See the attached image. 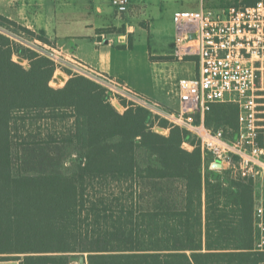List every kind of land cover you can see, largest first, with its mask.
Returning a JSON list of instances; mask_svg holds the SVG:
<instances>
[{"label":"trees","instance_id":"obj_1","mask_svg":"<svg viewBox=\"0 0 264 264\" xmlns=\"http://www.w3.org/2000/svg\"><path fill=\"white\" fill-rule=\"evenodd\" d=\"M54 74L52 61L0 34V261L264 264L253 180L210 169L188 131L143 108L121 114L96 83L61 85ZM238 120L236 104L219 103L205 123L234 141Z\"/></svg>","mask_w":264,"mask_h":264},{"label":"built area","instance_id":"obj_2","mask_svg":"<svg viewBox=\"0 0 264 264\" xmlns=\"http://www.w3.org/2000/svg\"><path fill=\"white\" fill-rule=\"evenodd\" d=\"M111 5L120 16L133 9L132 0H111ZM173 23V57L178 61L197 59L198 64L195 77L178 82L177 110L154 102L124 81L81 62L63 47L16 30L1 20L0 34L12 45L52 61L55 79L63 73L84 77L105 90L108 102L116 110V105L124 112L143 108L157 123L166 121L169 127L193 134L203 154L213 159L210 169L231 171L234 176L253 180L256 186L264 183V146L260 144L264 138V1L245 7L202 6L198 10L176 11ZM219 103L238 106L237 140L231 141L223 131L206 126V115ZM216 162L222 168H214ZM255 204V250L264 252V198L256 196Z\"/></svg>","mask_w":264,"mask_h":264},{"label":"crops","instance_id":"obj_3","mask_svg":"<svg viewBox=\"0 0 264 264\" xmlns=\"http://www.w3.org/2000/svg\"><path fill=\"white\" fill-rule=\"evenodd\" d=\"M202 6L176 11L198 10ZM134 11L120 16L111 0H0V20L5 24L16 30H29L36 37L63 47L81 62L124 81L150 100L177 110L179 75L184 73L188 76L183 78H193L198 68L196 71L191 59L178 61L173 57L172 21L167 52L162 55L139 49L136 34L142 28H150V24ZM100 36L108 43L99 42ZM129 40L132 47L122 48ZM68 80H61V84ZM0 264L19 262L0 261Z\"/></svg>","mask_w":264,"mask_h":264},{"label":"rangeland","instance_id":"obj_4","mask_svg":"<svg viewBox=\"0 0 264 264\" xmlns=\"http://www.w3.org/2000/svg\"><path fill=\"white\" fill-rule=\"evenodd\" d=\"M243 3V0H239V5ZM133 9L138 13L140 19H145L150 24V28H142L136 34V45L139 49H147L153 53L162 54L167 52V42L169 36L172 34L173 16L176 9H195L201 4L206 8L221 9V6L217 0H132ZM134 11V12H135ZM141 21V20H139ZM172 21V22H171ZM171 22V23H170ZM175 30V29H174ZM19 58V57H18ZM18 63L17 59H14ZM26 61V60H25ZM193 66L198 68L197 59L189 60ZM186 64V63H185ZM25 68L29 67V62L20 64ZM180 65V63L178 64ZM190 66V65H188ZM192 66V65H191ZM190 66V67H191ZM192 66V67H193ZM65 80L69 79L68 74H60ZM180 78L187 77L186 74H180ZM56 74H54V78ZM60 79V78H59ZM57 82V81H56ZM61 84V83H59ZM65 84V82H64ZM61 84V85H64ZM119 113H124L122 110H117ZM44 126V123L41 124ZM66 125V124H65ZM59 124L55 126L56 131H60L65 126ZM46 127V126H44ZM47 128L42 130H46ZM169 131L166 130L165 136ZM258 188V189H257ZM111 192H116L111 189ZM259 196L260 199L264 198V183L255 184V197ZM85 258L87 254L84 255ZM71 264H79V261H72Z\"/></svg>","mask_w":264,"mask_h":264},{"label":"water","instance_id":"obj_5","mask_svg":"<svg viewBox=\"0 0 264 264\" xmlns=\"http://www.w3.org/2000/svg\"><path fill=\"white\" fill-rule=\"evenodd\" d=\"M99 42H104V43H108V41H103V38L100 36L98 38ZM19 64L25 63V60L23 58H16ZM57 78H60L62 81H65V78L63 76H57ZM116 107L119 110H122V107L120 105H116ZM195 118L198 119V114H195ZM155 132L161 135H164L166 133V130L161 128V127H157L155 129ZM214 168H222L221 164L219 162L213 163L212 165ZM79 264H86V258L84 255H82L79 259Z\"/></svg>","mask_w":264,"mask_h":264}]
</instances>
